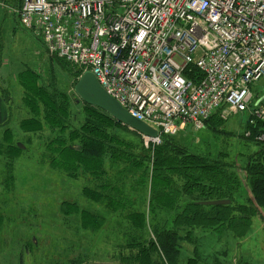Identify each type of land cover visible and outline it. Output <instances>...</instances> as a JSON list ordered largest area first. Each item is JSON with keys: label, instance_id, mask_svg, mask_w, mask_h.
<instances>
[{"label": "rangeland", "instance_id": "1", "mask_svg": "<svg viewBox=\"0 0 264 264\" xmlns=\"http://www.w3.org/2000/svg\"><path fill=\"white\" fill-rule=\"evenodd\" d=\"M21 6V0H0V96L7 116L0 124V264H120L122 257L133 254L118 248L119 222L128 219L114 213L113 205L101 204L89 189H94L89 169L98 165H73L66 172L43 157L47 149L41 145L54 136L48 128L56 123L51 106L43 107L34 89L58 94L76 121H85L87 107L73 103L79 100L75 86L80 69L48 51L42 39L23 26ZM252 92L255 98L262 97L264 81L253 86ZM92 122L96 130L100 128L98 120ZM257 122L260 119L252 126ZM251 124L247 114L227 119L215 116L207 129L191 125L171 139L200 155L221 153L225 162L235 164L244 181L246 162L264 146L259 139L264 133L254 136L247 128ZM21 125L42 130L27 135L18 129ZM127 130L116 127L112 136L121 138L125 146L142 144L151 157L165 145L164 140L158 144ZM124 167L116 165L117 171ZM240 193L239 204L248 205L251 192L243 185ZM213 208L204 207L202 212L213 217ZM255 210L258 215L245 236L243 226L219 231L185 228L180 234L179 264H264V208ZM163 218H170L166 226L172 229L175 217H158Z\"/></svg>", "mask_w": 264, "mask_h": 264}, {"label": "built area", "instance_id": "2", "mask_svg": "<svg viewBox=\"0 0 264 264\" xmlns=\"http://www.w3.org/2000/svg\"><path fill=\"white\" fill-rule=\"evenodd\" d=\"M21 17L159 131L155 143L218 111L264 120L252 92L264 81V0H22Z\"/></svg>", "mask_w": 264, "mask_h": 264}, {"label": "trees", "instance_id": "3", "mask_svg": "<svg viewBox=\"0 0 264 264\" xmlns=\"http://www.w3.org/2000/svg\"><path fill=\"white\" fill-rule=\"evenodd\" d=\"M82 75L79 70L77 76ZM36 92L43 107L44 104L51 106L56 123L48 128L54 136L41 145L42 149H47L44 159L66 172L73 165H80V168L86 164L98 165L96 169H89L94 176L91 182L94 189H89L101 204L113 205L109 206L114 213L119 212L128 219L119 222L122 240L118 248L133 250V254L122 257L120 264H179L180 234L185 228L215 227L219 231L226 226L233 230L243 226L245 236L258 215L255 209L264 208V146L246 162L243 181L235 164L225 162L221 153L200 155L180 146L171 139L174 137L165 135V145L151 157L142 144L125 146L121 138L112 136L116 127L124 132L129 128L104 111L84 103L87 107L85 121H76L69 106L60 103L62 98L58 94L47 95L44 90L35 88ZM73 103L78 104V101ZM37 107H40L38 103ZM215 116H220V112L205 121L204 129ZM92 119L100 122L99 129L93 127ZM38 128L31 130L21 125L18 129L30 135L42 130ZM247 128L254 136L264 133L261 121ZM118 163L126 167L117 171ZM243 185L253 196L246 200L248 205L245 206L239 204V199H243L240 197ZM215 200H230L231 204L214 207L213 217H206L202 212L204 207L196 205ZM163 214L175 217L172 229L166 226L170 218L159 221V215Z\"/></svg>", "mask_w": 264, "mask_h": 264}, {"label": "water", "instance_id": "4", "mask_svg": "<svg viewBox=\"0 0 264 264\" xmlns=\"http://www.w3.org/2000/svg\"><path fill=\"white\" fill-rule=\"evenodd\" d=\"M75 93L79 98L78 103L83 102L89 106L104 111L117 122L128 127L141 136L149 139H156L160 136V133L157 130L133 117L118 101L112 98L101 86L92 72L87 71L83 73L77 85L75 86ZM263 100L264 98L261 99L259 103H261ZM19 146L22 150H25L21 144H19ZM230 204V200H215L196 203V205L203 207H221ZM89 264L115 263L93 262Z\"/></svg>", "mask_w": 264, "mask_h": 264}, {"label": "crops", "instance_id": "5", "mask_svg": "<svg viewBox=\"0 0 264 264\" xmlns=\"http://www.w3.org/2000/svg\"><path fill=\"white\" fill-rule=\"evenodd\" d=\"M5 102L3 101V99L0 96V124H2L3 122H5L7 116H5V106H4ZM5 117V120L3 121Z\"/></svg>", "mask_w": 264, "mask_h": 264}, {"label": "bare ground", "instance_id": "6", "mask_svg": "<svg viewBox=\"0 0 264 264\" xmlns=\"http://www.w3.org/2000/svg\"><path fill=\"white\" fill-rule=\"evenodd\" d=\"M262 95H263V94H262ZM263 98H264V95L261 97V99H263ZM261 104L264 105V100L261 102ZM246 114H247V113H246ZM247 115H248V114H247ZM248 116L251 118V123H252L251 125H254V120L257 119V118H254V117H252V116H250V115H248ZM138 120H139V119H138ZM261 120H262V119H260V121H261ZM139 121H141V120H139ZM141 122H143V121H141ZM144 123H145V122H144ZM145 124H147V123H145ZM147 125H149V124H147ZM149 126H150V125H149ZM180 133H181V132H180ZM180 133H179V134H180ZM246 135H248V134H246ZM155 140H156V139H155Z\"/></svg>", "mask_w": 264, "mask_h": 264}]
</instances>
